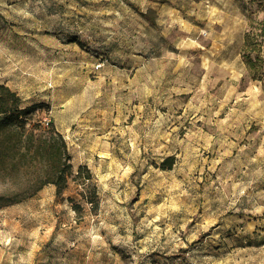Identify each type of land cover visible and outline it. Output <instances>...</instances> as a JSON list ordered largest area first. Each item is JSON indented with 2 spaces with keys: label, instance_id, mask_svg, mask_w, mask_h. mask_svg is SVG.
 <instances>
[{
  "label": "rangeland",
  "instance_id": "obj_1",
  "mask_svg": "<svg viewBox=\"0 0 264 264\" xmlns=\"http://www.w3.org/2000/svg\"><path fill=\"white\" fill-rule=\"evenodd\" d=\"M0 85L74 167L0 170V264H264V0H0Z\"/></svg>",
  "mask_w": 264,
  "mask_h": 264
},
{
  "label": "trees",
  "instance_id": "obj_2",
  "mask_svg": "<svg viewBox=\"0 0 264 264\" xmlns=\"http://www.w3.org/2000/svg\"><path fill=\"white\" fill-rule=\"evenodd\" d=\"M254 36L251 33L246 35L245 50L254 44ZM247 64L254 71L257 65L262 62V57L257 51L256 58L246 55ZM0 170L8 171L9 167H14L15 171L22 172L23 168H36L35 180L36 189L31 194H22L19 199H13L19 202L33 197L38 191L48 184L57 187V195L63 196L69 185L70 178L74 174L72 155L69 152L67 141L50 122V127L38 134L35 130L25 136V119L27 108L20 109L19 97L9 87L0 85ZM12 101V103H10ZM21 123V124H20ZM22 143H29L23 145ZM28 163L22 166L23 162ZM168 168H172L175 163V157L166 159ZM78 186L82 188L80 195L84 202L91 204L93 210L99 207V197L97 188L93 183V175L86 165H81L76 175ZM13 195H10V197ZM72 200V199H71ZM74 210L82 208V203L72 200Z\"/></svg>",
  "mask_w": 264,
  "mask_h": 264
}]
</instances>
